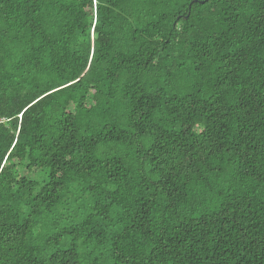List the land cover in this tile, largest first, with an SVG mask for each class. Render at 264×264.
<instances>
[{
	"label": "trees",
	"instance_id": "16d2710c",
	"mask_svg": "<svg viewBox=\"0 0 264 264\" xmlns=\"http://www.w3.org/2000/svg\"><path fill=\"white\" fill-rule=\"evenodd\" d=\"M0 164V264H264V0H0Z\"/></svg>",
	"mask_w": 264,
	"mask_h": 264
},
{
	"label": "snow or ice",
	"instance_id": "6c2138e0",
	"mask_svg": "<svg viewBox=\"0 0 264 264\" xmlns=\"http://www.w3.org/2000/svg\"><path fill=\"white\" fill-rule=\"evenodd\" d=\"M33 103H36V101L34 100ZM137 135H139V133H137ZM5 159H7V157H5ZM2 167H3V165L0 164V168H2ZM125 264H127V261H125Z\"/></svg>",
	"mask_w": 264,
	"mask_h": 264
},
{
	"label": "water",
	"instance_id": "95a60500",
	"mask_svg": "<svg viewBox=\"0 0 264 264\" xmlns=\"http://www.w3.org/2000/svg\"><path fill=\"white\" fill-rule=\"evenodd\" d=\"M193 1H196V0H193ZM200 2H203V1H200Z\"/></svg>",
	"mask_w": 264,
	"mask_h": 264
}]
</instances>
